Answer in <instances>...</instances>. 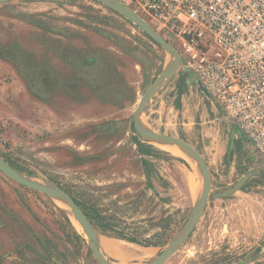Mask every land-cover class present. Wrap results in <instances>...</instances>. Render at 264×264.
<instances>
[{
	"label": "rangeland",
	"instance_id": "rangeland-1",
	"mask_svg": "<svg viewBox=\"0 0 264 264\" xmlns=\"http://www.w3.org/2000/svg\"><path fill=\"white\" fill-rule=\"evenodd\" d=\"M95 49L99 67L90 71L80 59ZM171 61L141 29L95 0L0 5V156L23 176L66 191L112 264L157 259L200 200L198 163L174 145L145 141L131 124L134 93L143 96ZM116 69L131 86L117 85ZM181 75L154 96L143 123L201 153L211 193L193 232L163 264H243L248 257V264H264V164ZM258 169L239 191L215 198ZM0 264L101 263L64 201L0 172Z\"/></svg>",
	"mask_w": 264,
	"mask_h": 264
},
{
	"label": "built area",
	"instance_id": "built-area-1",
	"mask_svg": "<svg viewBox=\"0 0 264 264\" xmlns=\"http://www.w3.org/2000/svg\"><path fill=\"white\" fill-rule=\"evenodd\" d=\"M177 43L187 70L264 164V0H119Z\"/></svg>",
	"mask_w": 264,
	"mask_h": 264
},
{
	"label": "water",
	"instance_id": "water-1",
	"mask_svg": "<svg viewBox=\"0 0 264 264\" xmlns=\"http://www.w3.org/2000/svg\"><path fill=\"white\" fill-rule=\"evenodd\" d=\"M15 0H0V5L8 4ZM112 11L122 15L127 20L132 22L135 26L141 29L151 40H153L157 45L164 49V51L171 57L172 61L169 66H167L162 73L155 79V81L150 85L147 91L144 93L140 99L134 113L133 121L131 124L134 125L135 131L139 137H142L147 142H162L174 145L186 154L192 157L199 165L202 174H203V189L200 196V200L197 206L194 208L193 215L188 220L184 230L168 245V247L161 253V255L148 264H163L166 262L176 251V249L181 246L186 239L193 232L197 224L199 223L202 215L205 211L206 204L210 197L211 193V174L201 153L192 147L189 143L179 138L158 134L148 130L143 123L142 116L145 112V109L150 104L154 96L157 95L162 86L169 80H171L179 71L181 66L185 67V63L182 59L180 52L172 46V44L167 41L150 23L143 19L137 12L132 10L130 7L121 3L119 0H95ZM186 68V67H185ZM190 84L191 81H188ZM198 87L203 91L205 96L210 99V95L207 90L202 87L201 83L197 82ZM211 100V99H210ZM0 172L5 175L8 179L18 183L21 186L32 189L34 191L40 192L44 195H47L51 198L59 199L64 201L68 207L71 209L73 216L79 223L82 228L86 239L89 244V248L94 255V257L101 264H112L109 258L104 254L102 248L99 244L98 235L93 228L92 224L88 220L87 216L80 208V206L74 201V199L64 190L58 187H50L48 185L40 184L29 179L26 176H23L16 169H14L8 162H6L0 156ZM260 173V170L250 171L247 173L232 189H228L225 192L215 195L216 199L227 198L230 195L239 191L246 181L253 175ZM251 260V257H248L243 264H248Z\"/></svg>",
	"mask_w": 264,
	"mask_h": 264
},
{
	"label": "crops",
	"instance_id": "crops-1",
	"mask_svg": "<svg viewBox=\"0 0 264 264\" xmlns=\"http://www.w3.org/2000/svg\"><path fill=\"white\" fill-rule=\"evenodd\" d=\"M119 53V52H118ZM121 54V53H120ZM93 55H96V56H98V55H101V52L100 51H98L97 49H95L94 51H93ZM92 55V56H93ZM125 62V61H124ZM82 65V64H81ZM83 66V65H82ZM84 67V66H83ZM86 68V67H85ZM117 70V69H116ZM180 70H181V72H182V80H184V83L186 84V86H191L192 84H193V82H195L196 84H197V80H196V78H195V76H194V74L191 72V71H189V70H187L184 66H181V68L179 69V71L178 72H180ZM128 72V71H127ZM117 73H118V78L117 79H121L120 81H119V83L117 84V85H129V83H126V81L124 80L125 78H126V76H125V73H121V71L118 69L117 70ZM184 75H186V76H184ZM190 77V78H189ZM174 78V77H173ZM188 81H191V83L189 84L188 83ZM129 86H131V85H129ZM197 86H198V84H197ZM142 98V96L141 97H139L138 98V95H136L135 93H134V95H133V97L131 98V100H130V102L131 103H136L137 101H140V99ZM153 100V99H152ZM214 103V102H213ZM124 247H126V246H123V247H119V251H120V254L121 255H124ZM114 253V252H113ZM114 255H115V253H114Z\"/></svg>",
	"mask_w": 264,
	"mask_h": 264
},
{
	"label": "trees",
	"instance_id": "trees-1",
	"mask_svg": "<svg viewBox=\"0 0 264 264\" xmlns=\"http://www.w3.org/2000/svg\"><path fill=\"white\" fill-rule=\"evenodd\" d=\"M64 46L66 47V46H68V44H64ZM64 47V48H65ZM75 52L77 53V54H79V52H77V50H75ZM81 56V55H80ZM99 58L96 56V55H90V57H85V58H81L80 59V62L82 63V65L84 66V67H86L87 69H94V70H96L97 69V67H99ZM91 71V70H90ZM184 85H186L185 83H184Z\"/></svg>",
	"mask_w": 264,
	"mask_h": 264
}]
</instances>
